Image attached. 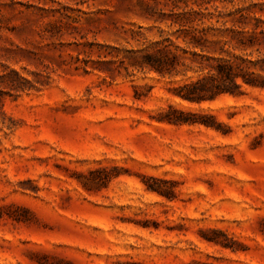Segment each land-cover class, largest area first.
I'll return each mask as SVG.
<instances>
[{
    "label": "rangeland",
    "instance_id": "rangeland-1",
    "mask_svg": "<svg viewBox=\"0 0 264 264\" xmlns=\"http://www.w3.org/2000/svg\"><path fill=\"white\" fill-rule=\"evenodd\" d=\"M193 1L0 0V264H264V90L190 103L132 57Z\"/></svg>",
    "mask_w": 264,
    "mask_h": 264
},
{
    "label": "trees",
    "instance_id": "trees-1",
    "mask_svg": "<svg viewBox=\"0 0 264 264\" xmlns=\"http://www.w3.org/2000/svg\"><path fill=\"white\" fill-rule=\"evenodd\" d=\"M209 3V0H194L193 4L197 9L173 16L170 26L178 27L174 35L175 41L165 36L149 49L139 52V55L132 52V57L137 58L140 68L149 73H156L160 77L186 78L176 88L174 95L190 103L212 101L222 95L241 96L244 94V86L264 90V55L252 58L251 52L222 58L211 56L208 52L209 48L218 47L221 54L224 47L232 46L231 44L242 50L264 46L262 21L255 18L254 28L249 32L219 29L216 24L225 26L227 23L222 19L230 18L233 25L244 24L248 16L242 9L226 15L219 11L215 14L204 13L207 11L205 5ZM235 15L238 17L235 18ZM212 20L215 22L212 23ZM256 51L260 53L259 48ZM190 117H194V114L169 107L163 121L174 125L205 123L203 120H196L199 117ZM145 185L149 191L163 193L154 185Z\"/></svg>",
    "mask_w": 264,
    "mask_h": 264
}]
</instances>
